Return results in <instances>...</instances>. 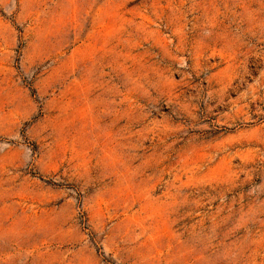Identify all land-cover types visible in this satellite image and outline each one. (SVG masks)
Masks as SVG:
<instances>
[{
    "label": "rangeland",
    "instance_id": "1",
    "mask_svg": "<svg viewBox=\"0 0 264 264\" xmlns=\"http://www.w3.org/2000/svg\"><path fill=\"white\" fill-rule=\"evenodd\" d=\"M0 264H264V0H0Z\"/></svg>",
    "mask_w": 264,
    "mask_h": 264
}]
</instances>
